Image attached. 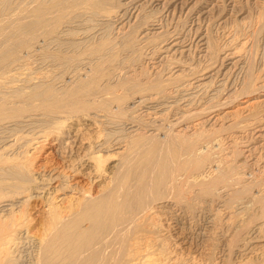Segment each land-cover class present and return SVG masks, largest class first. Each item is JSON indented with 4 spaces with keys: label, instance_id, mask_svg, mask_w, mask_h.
I'll list each match as a JSON object with an SVG mask.
<instances>
[{
    "label": "bare ground",
    "instance_id": "1",
    "mask_svg": "<svg viewBox=\"0 0 264 264\" xmlns=\"http://www.w3.org/2000/svg\"><path fill=\"white\" fill-rule=\"evenodd\" d=\"M138 1L0 0L1 135L9 130L0 145V264H264V80L249 75L221 99L223 88L212 87L243 67L249 40L228 42L214 72L186 77L195 66L181 57L192 40L173 33L152 63L180 58L137 80L106 27L117 22L118 35ZM149 25L142 38L163 29ZM198 37L202 55L214 56L210 35ZM137 38L129 33L126 45ZM253 107L263 110L251 117ZM129 110L147 119L117 117ZM224 115L239 128L206 135ZM23 128L31 135L20 160L7 151ZM246 132L256 141H242L240 163L227 148Z\"/></svg>",
    "mask_w": 264,
    "mask_h": 264
},
{
    "label": "rangeland",
    "instance_id": "2",
    "mask_svg": "<svg viewBox=\"0 0 264 264\" xmlns=\"http://www.w3.org/2000/svg\"><path fill=\"white\" fill-rule=\"evenodd\" d=\"M213 2H214V6L213 5L212 6L214 8L212 7L213 10L211 9L210 10L211 12L206 14V13H203L201 11L202 6L210 4V3L213 4ZM137 4H141L137 8V11H135V14L138 12V14H136L137 17L135 16L134 18H132V21H130L131 23L130 22L126 23L127 25L121 28V29L125 30L124 31L125 34H123V32H121V29L119 30L121 32V34H120V32L118 35L115 34L116 28L114 29V27H115V24L117 22L116 23L113 22V24H110V26L108 25L106 27L107 32L110 31L111 36H113V37L117 36L116 38L114 37L116 40V43L121 40L119 42V44L117 43V46L119 45L118 46L119 47V51H118L119 52L118 53L119 58L120 57L122 59L124 58V60L127 59L124 61L125 67L126 68L129 67L130 68L129 70L132 69V73L134 72L132 76H135V79L142 80V79L148 77L154 70H159L160 73L167 72V70H168L167 68H169V65L170 66L173 65L177 61V58H180L179 57L180 55L175 56L173 54L169 57H164L160 62H157L158 63V64L156 63L157 66L152 63L155 60H159V58H157V56L160 54L161 51H160L158 46L163 42V40L165 38H167L169 35L178 32L181 35L187 36L188 38H190L192 40V46L188 52L189 54L187 53L188 54L187 57L186 56L181 57V59H186V61L188 62L189 65L193 64L195 66V68H193V70L192 69L190 70L191 72H187L186 77H188L190 73H192L196 70H197L196 73H199V71L200 72H206V71L208 72V70H209V72L210 71L214 72L216 69H218L220 66V63H219L220 59L219 58L222 54V51H224L225 48L226 49L228 48L227 45L228 46L230 45V43H231L230 41L232 39H233V41H232L233 44L231 43L230 47L240 46L241 45L240 43L242 41H245L246 38L250 41V42L248 41L247 45L243 46L241 48V50L239 51V53L243 54V62H242L243 67L239 68V69H235V67H234V69H233V67L231 69H227L228 70L227 71L228 80L225 81V83L222 84L220 87L218 85H216V84H219L216 82L212 85V87H217L220 89L223 88L222 89L223 91L221 92L222 94H221V96H219L220 99L222 98V96L224 94H226L228 92V90L231 87H233V88L230 92L234 91V89L238 87L236 82L239 83L241 80H243V78L245 80L246 78H248L249 75H250L249 77L252 78V81L255 84L260 83L261 78H262V80H264L263 79L264 78V75H263L264 74V0H195V1L194 0H177L175 2H173V1L168 2L167 1V2H164V3L162 2L159 4H158V2H153L151 0H139L136 3V5ZM139 8H141V9H139ZM134 10L135 9H132V11H134ZM197 13H199V14H197ZM152 22H159L163 26V29L160 30L161 32L158 31L159 33H156L155 35L142 38V35L140 36V32L143 29H145L146 27H148L149 23L151 24ZM131 28H132V30H131ZM189 28H191V29H189ZM199 32L200 33L204 32V34H206L207 36L210 35L209 39L211 40V42L213 44L212 49L215 46V48L212 51L213 52L212 54L214 56L210 55V57H209V56L202 55L200 42H198V40H199L198 36L200 35ZM129 33H131L132 37H135V38L138 37V38H137V40L136 39L134 40L132 45L128 46V45H126V42H127L126 38H127ZM125 36H126V38H125ZM236 36H239V37H236ZM121 37H123V39ZM250 37H251V39H250ZM228 42H230V43H228ZM120 44L121 45L123 44V45L121 46ZM134 46H135V48H134ZM126 48H128V51H126ZM121 49H123L124 51H122ZM246 52H247V54H246ZM195 53H196V55H195ZM203 54H204V52H203ZM123 55L126 56L127 58H125ZM216 55H217V57H216ZM172 62H173V64H172ZM223 67H224V65L222 66V68ZM251 67H252V69H251ZM201 68H203V69H201ZM118 69L121 70L122 68L120 67ZM133 70H135V71H133ZM224 70H226V69H224ZM229 70H230V72H229ZM243 72H244V74H243ZM246 73H247V75H246ZM67 77H68V75L66 74L62 77V79H66ZM233 81H234V84L232 83ZM231 84H233V86ZM227 96H228V94L225 95V97H227ZM252 96H259V93H256ZM215 100L217 101V99H215ZM239 102L240 101L235 102L234 104L237 105V104H239ZM234 104L231 106H234ZM263 108L259 109V108L253 107V109L251 111V115H249V116L252 117L253 113L256 115L259 114V111L260 110L262 111ZM223 109L224 108H221L217 112L222 111ZM263 113H264V110H263ZM223 114L224 113H222L221 115H223ZM132 115H133V118L135 117L136 119H138V118L139 119H141V118L147 119L146 116L143 115V117H144L143 118V117H141L142 114H138V112L134 113L133 110L126 111L125 115H123V116L121 115L120 117L118 115L117 117L119 119H122V118L128 119V118L132 117ZM249 116H248V118H249ZM234 120L236 121V118H234V117L231 118V117H227L226 115H224L223 117L217 119L216 122H214L213 125H211L210 127L208 125L207 128L208 127L209 128L206 129V131H204V132L205 133L207 132L206 135L211 134V136H220V135L228 134L230 132L235 131L237 129L236 127H238V126L235 127L236 124H233V123H235ZM232 124H233V126H232ZM4 130H6V129H4ZM24 130L25 129L23 128V130L20 131L21 133L19 132L18 134L22 135V133H24V135H26V136H24L25 138L23 137V139H20L19 143L15 145L14 150L11 149L10 151H7V154L14 155V153H15L16 155L18 154L19 157L21 156L20 160H23V158H25V155L27 154L28 147H25V146H27L25 144H26V141L28 140V138L30 139V135H31V134H26L28 132V130H25V131ZM15 131L18 132L17 130H15ZM3 132H5V133H3ZM3 132H2V134H4V135H1V132H0V138H1V136H2V138H4L3 136L7 135L6 133L9 134V130L3 131ZM143 132H145V131H143ZM250 133L251 132H246L245 135L243 136L244 138L238 137L237 140H236V137L233 138L236 141H233L230 143V145H228L227 151L230 150V151H232V153L234 152L235 154L233 153V155H234L235 159L238 158L237 160H239L240 163L247 162V159L243 158L244 152L242 151L243 148L241 146L243 143L242 141L247 140L246 142L253 143V144L256 141V138L254 137V135H252L253 133H251V134ZM27 135H29V136H27ZM2 138L0 140H2ZM25 139H27V140L25 141ZM226 140L224 142L227 145V144H229V142L231 140H229V141H228V139H226ZM3 143H4V140L0 141V145ZM21 144H23V146ZM19 146H22V149ZM24 151H26V152H24ZM259 151L260 152L262 151L261 153H264V146L259 147L257 152H259ZM238 153H240V154H238ZM241 155H242V157H241ZM110 156L112 158L117 157L116 154L112 153V152H111ZM31 157H34V155ZM28 159L31 160L32 158H30V156H28ZM241 159L243 162L241 161ZM8 175L12 176L11 174H8ZM36 214L39 215L40 213H38V212L34 213L35 216H36ZM1 264H4V263H1Z\"/></svg>",
    "mask_w": 264,
    "mask_h": 264
}]
</instances>
